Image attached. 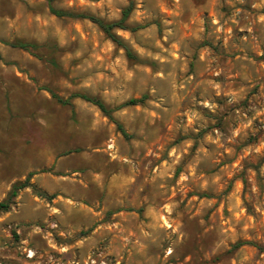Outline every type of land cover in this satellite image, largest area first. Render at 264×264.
<instances>
[{
    "label": "rangeland",
    "instance_id": "obj_1",
    "mask_svg": "<svg viewBox=\"0 0 264 264\" xmlns=\"http://www.w3.org/2000/svg\"><path fill=\"white\" fill-rule=\"evenodd\" d=\"M30 174L0 264H264V0H0V203Z\"/></svg>",
    "mask_w": 264,
    "mask_h": 264
},
{
    "label": "trees",
    "instance_id": "obj_2",
    "mask_svg": "<svg viewBox=\"0 0 264 264\" xmlns=\"http://www.w3.org/2000/svg\"><path fill=\"white\" fill-rule=\"evenodd\" d=\"M48 2H52V0H47ZM51 11L53 14H55L58 17H71V18H88L92 21H94L95 23H97L100 28L118 45L122 46L126 51L128 56H132L131 51L129 50L128 46H126V44L124 43V41L118 36L116 35V33L114 32L115 29H123L126 30L128 29V26L126 25V22L130 16L131 13V7H128L127 9H125L123 11V16L122 18L117 21V22H112V23H107L104 22L103 20L96 18L94 16H90V15H86V14H77L71 11H64V10H57L55 8H51ZM14 46L20 47L22 49H28L30 47L29 44L27 43H19V44H15ZM54 98H56L60 103L65 104V105H69L71 104L70 100H64L61 97L57 96L56 94H52ZM78 97L93 103L94 105H96L106 116H108L110 119H113V116L111 114V110L108 108V106L101 100L95 97H91L89 95H85V94H78ZM146 97H143L141 99H132L128 102L129 105H136L139 103H143L145 101ZM118 128L122 131V133L124 135H126V132L123 129V126L121 124H117ZM30 174L28 176V178L20 184H17L14 186L9 198L0 203V213L2 212H8L13 204V199L15 197H17L18 192L31 187L30 184V178H31Z\"/></svg>",
    "mask_w": 264,
    "mask_h": 264
}]
</instances>
